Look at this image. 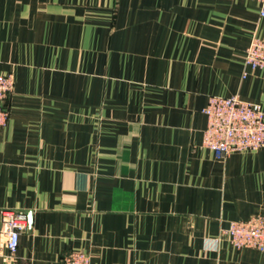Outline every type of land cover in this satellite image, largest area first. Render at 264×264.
Returning a JSON list of instances; mask_svg holds the SVG:
<instances>
[{"label":"crops","instance_id":"1","mask_svg":"<svg viewBox=\"0 0 264 264\" xmlns=\"http://www.w3.org/2000/svg\"><path fill=\"white\" fill-rule=\"evenodd\" d=\"M256 36L257 0H0V228L32 212L18 264H264L223 231L264 215V147L202 145L209 96L264 110Z\"/></svg>","mask_w":264,"mask_h":264},{"label":"built area","instance_id":"2","mask_svg":"<svg viewBox=\"0 0 264 264\" xmlns=\"http://www.w3.org/2000/svg\"><path fill=\"white\" fill-rule=\"evenodd\" d=\"M260 3V15L264 17V0ZM245 65L252 71H264V39L254 37L245 52ZM244 76L248 71H244ZM15 87L13 73L0 74V128L9 118L5 101ZM207 125L203 132L202 145L212 149L218 158L245 150H258L264 147V110L256 102L242 99L238 94L231 96L211 95L203 108ZM28 228V217L18 210H3L0 234L10 264H18L17 251L20 236ZM224 233L238 248L251 247L264 250V215L255 214L247 219L232 220ZM61 264H91V255L84 250L67 253Z\"/></svg>","mask_w":264,"mask_h":264},{"label":"water","instance_id":"3","mask_svg":"<svg viewBox=\"0 0 264 264\" xmlns=\"http://www.w3.org/2000/svg\"><path fill=\"white\" fill-rule=\"evenodd\" d=\"M27 217H28V224H29V227L31 226L32 224V212L31 211H26L25 212Z\"/></svg>","mask_w":264,"mask_h":264}]
</instances>
